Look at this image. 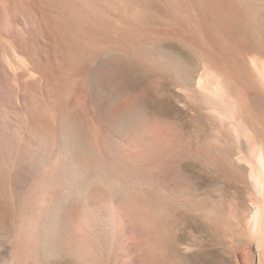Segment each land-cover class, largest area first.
Here are the masks:
<instances>
[{"label":"bare ground","instance_id":"obj_1","mask_svg":"<svg viewBox=\"0 0 264 264\" xmlns=\"http://www.w3.org/2000/svg\"><path fill=\"white\" fill-rule=\"evenodd\" d=\"M131 68L201 107L199 150L127 97ZM206 159L259 196L248 233L264 262V0H0V264H172L175 210L210 231L230 210L191 191L183 165ZM240 232L221 240L244 247Z\"/></svg>","mask_w":264,"mask_h":264},{"label":"rangeland","instance_id":"obj_2","mask_svg":"<svg viewBox=\"0 0 264 264\" xmlns=\"http://www.w3.org/2000/svg\"><path fill=\"white\" fill-rule=\"evenodd\" d=\"M160 13L162 12H159L157 14L158 17L156 16L157 19L156 24L160 25V27L158 26L159 28H156L157 31L160 30L163 31L165 29H168L169 27L166 25L165 22H163L162 19L163 16L162 14L160 15ZM169 28H171V26ZM161 42L162 44L160 43V45L163 48L169 45L165 43L163 40ZM171 49L175 50L176 52L178 51V53L180 52L179 54H182L181 56L184 57L183 59L188 61L187 64H189V66L191 65L190 67L194 69L193 70L194 72H198L200 70L199 67H201V64L186 47L172 45ZM128 71H129L128 81L125 89L127 93V97L128 98L137 97L138 100L140 101L141 106L143 107V109H145L146 111L145 113H147L146 115L147 116L149 115L148 117H150L151 120L159 119L161 117L162 119H166L167 121H170V123L171 122L175 123L178 130L180 129L178 132H180L179 134L182 139L181 141L183 142V145H185L187 149L199 150L200 149L199 146H202L203 144L202 142L206 134L205 132L207 131L206 130L207 125L205 126L206 124L205 116L203 114L201 107L198 106L197 108L195 104L191 106L193 103L191 104L189 100H187L185 97L177 93L174 86V82L169 78H165L163 76L160 77L161 75L159 76L158 74L156 75L148 70H144L140 68H131V70L129 69ZM179 102L184 103L186 105L188 102L189 103V105H187L189 106L187 107L188 109L183 108L184 104L181 105V103ZM193 112L197 113L195 114L196 117L195 116L193 117L194 114ZM195 123H197L198 125ZM199 126L200 128L198 129ZM201 128L202 130H200ZM203 130L206 131L204 132ZM197 140L199 141V143H197ZM197 144L200 145L198 146ZM232 151L234 154H241V152L243 153V151L241 149L238 150V148L232 149ZM209 162L210 160L207 162L206 159L204 161L199 160L198 163H196V165H190L189 163H184L183 166L186 172L192 177V180L190 179L189 181V186L191 187V191L192 190L195 191L194 192L196 193L195 196L197 195L196 197L199 200L201 199L203 200V202L200 201V203L201 202L205 203L204 201L207 196L211 198L214 197L212 199L213 200L216 199L215 200L216 203H214L216 205L220 200V195L222 200L226 198L224 200V203L225 204L227 203L226 205H228L229 202L230 205V208H227V210L230 209L227 213L228 214L227 218H229V215L231 218L227 219L225 216L223 217V219L225 218L224 221L228 220L229 223V220H231L232 217L235 218L234 221L233 219L231 220V222L233 221L232 223L230 222L231 224H234L236 222L233 225L234 229L230 231L231 234H228L230 232L228 231L227 233L226 232L227 230L224 228L225 233H221L222 235H224L223 237L220 234V231L221 232L223 231V226L225 225V223L226 225L228 224L227 222L223 223V219H221L223 226L221 222L216 221L218 222L216 223V226L219 223L221 225L219 224L218 225L219 227L217 226L218 229L217 227L216 228L214 227L213 229L215 230L211 229L212 231H210L207 224L204 223L205 219H203L204 216H202L201 210H200L201 215H197L198 217H194L195 215H193L192 212H191L192 214H190L189 210L187 211V210L177 209L174 211L173 215L174 214L175 215L170 221V226H173L171 227L173 228L172 229L173 233L171 236L172 238L170 239L169 245L167 247L168 259H170L171 262L173 260L172 264H182V263L183 264H236L237 262H234V255L236 251L242 250V248L243 249L246 248L250 251L249 254L251 253V255L255 256V263L251 262V264H264L262 260H261L262 262H260V259L258 257L259 254L256 249V244L254 243V240L250 238L248 233L249 220L252 214L251 211H253L252 210L253 202L259 200L258 198L259 196L257 197V195L253 192V190L250 189L251 187L248 184V182H245L244 180V184H243V182L234 174V172H232L233 174L229 172L226 176H224V174H221V172L217 168L214 170L215 167L211 163L208 164ZM219 191H221V193ZM227 198H229V200ZM235 199L237 200V202ZM226 225L224 227H226ZM240 228L242 232L244 229V241H245L243 245L244 247H242V244L239 243L240 245L238 244V246H236L235 248L231 249L230 247H228L230 248L228 249L226 242H224V240L221 239L223 238L226 239L227 237H229L227 238L229 240L231 239V237H237L239 235V232L241 231ZM220 235L222 236V238ZM239 236L241 237L242 235ZM246 242H248V244ZM188 248H193V249L196 248L198 250V253L191 256L188 253L184 252ZM227 252H229L230 255H228ZM249 254L247 256H244V259L246 260H244L243 263L241 262L237 264H250L251 259L249 257ZM60 262L58 263L59 264L70 263L68 261L65 262V260Z\"/></svg>","mask_w":264,"mask_h":264}]
</instances>
